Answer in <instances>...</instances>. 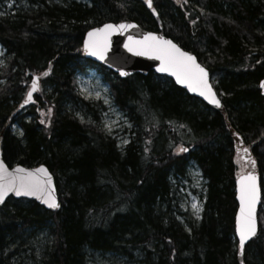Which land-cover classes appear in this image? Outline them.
I'll use <instances>...</instances> for the list:
<instances>
[{
  "label": "trees",
  "instance_id": "obj_1",
  "mask_svg": "<svg viewBox=\"0 0 264 264\" xmlns=\"http://www.w3.org/2000/svg\"><path fill=\"white\" fill-rule=\"evenodd\" d=\"M86 1L0 0L14 4L0 16L2 159L9 168L47 167L59 196L52 210L12 198L0 208V264H89L95 254L118 264H239L240 142L251 146L262 192L243 262L264 264V0ZM124 21L194 54L222 109L167 77L120 79L85 58L91 29ZM86 66L104 75L129 120L123 147L100 126L102 104L78 92ZM192 163L205 181L203 209L199 221L181 222L173 181Z\"/></svg>",
  "mask_w": 264,
  "mask_h": 264
},
{
  "label": "snow or ice",
  "instance_id": "obj_2",
  "mask_svg": "<svg viewBox=\"0 0 264 264\" xmlns=\"http://www.w3.org/2000/svg\"><path fill=\"white\" fill-rule=\"evenodd\" d=\"M150 3V0H147ZM119 28L131 27V25L121 24ZM114 26L105 24L103 28L94 29L88 33L89 39L85 41V49L93 56L100 59L104 58L107 49L108 36ZM131 44H126L130 52L136 55H152L161 61L158 68L160 72H170L177 79V82L186 84L190 91H199L201 96L210 102L220 106V101L215 98L211 87L208 84L207 73L195 63V58L186 52L181 51L172 41L163 40L149 33L143 40L133 41L130 36ZM46 74V73H45ZM124 74L123 72L121 73ZM38 87L37 80L33 78L32 91ZM264 88V82H261ZM32 91L28 92L31 99ZM43 123V121H41ZM184 150V149H182ZM247 152V149H244ZM42 174V175H41ZM47 177V178H45ZM239 200L240 211L236 217V231L239 235V245L243 252L245 241L256 232V221L254 218L255 205L257 200L256 178L249 173L239 181ZM9 192L15 195L35 196L43 199V202L50 208H58L55 198L52 196L51 177L43 167L35 170H28L17 167L9 172L3 162H0V203ZM197 206L193 204V208Z\"/></svg>",
  "mask_w": 264,
  "mask_h": 264
},
{
  "label": "water",
  "instance_id": "obj_3",
  "mask_svg": "<svg viewBox=\"0 0 264 264\" xmlns=\"http://www.w3.org/2000/svg\"><path fill=\"white\" fill-rule=\"evenodd\" d=\"M146 5L148 8H151V1H150V3L147 2ZM106 24L113 25L114 29L111 31V34L108 36L107 49L104 53L103 59H100L97 56L91 55L89 53V51H87L85 49V41L89 39V37H88L89 32L93 31L94 29L103 28L105 24L91 29L85 37V40L83 43V51L85 53V57L89 61L111 71L113 74H115L120 79H125V78L133 76L135 74L147 76L150 72H153V73L160 75V76H163V77H167V78L171 79L177 86L184 89L188 95L201 100L203 103H205L209 106H212V107L217 108V109H221L222 103H221V100L218 97L216 91L214 90V88L212 86L209 71L199 63L198 59L196 58V56L194 54L183 50L174 41H172L171 39H169L167 37H164V36L158 35L157 33H152V32H149V31L142 29L138 24H136L134 22L125 21V22H120V23H106ZM121 24L131 25V27L119 28L118 26ZM149 33L153 34L154 36H156L158 38H162L163 40L172 41V43H174L181 51L186 52L195 58V63L199 64L200 67H202L205 70V72L207 73L208 84L211 87L212 92L215 95V98L220 101L219 107L216 104L210 102L208 99H205L204 96H201L199 91H190L186 84L177 82L176 77L174 75H172L170 72L158 71V68H160V66H161V61L156 59L154 56H152V55H136L134 52H130L128 50V48L125 47L126 44H131V41H129L130 36L133 38V41H140V40H143L144 37L147 36ZM122 72L124 73L123 75L121 74ZM35 79L37 81L39 80L38 77H36ZM262 82H264V80ZM259 88H260L262 96L264 97V88L261 87V83L259 84ZM28 100L31 101V99H29V98H28ZM240 145H242L241 142H240ZM245 153H246V159L244 161L248 164L249 171L247 173H245L244 175H241L235 183V199H236V202L238 204V209H237V213L235 216V235H236V239L238 241V245H239V235L236 231V217L240 211V200H239L240 192H239L238 181L242 177L247 176L249 173L254 175L256 178L257 200H256L255 212H254V218L256 221V232L253 236H251L248 240L245 241L243 252H241L240 245H239V253H238L239 264H244V262H243L244 250H245L247 244L255 237V235L258 232L257 214H258V210L260 208L261 200H262L260 180H259V176H258L257 171H256L255 162L250 157L249 149H247V152H245ZM242 157H243V159L245 158L244 155ZM0 162L4 163V161L2 159L1 148H0ZM4 165L8 169L9 172H12L17 167L25 168L28 170H35V169H39L41 167L46 169L48 176L51 177V189H52L51 194L55 198L56 203L59 204V196H58V192H57V188H56V184H55V179L47 167L42 165V166H39L37 168H26V167H22V166H15V167L9 168L5 163H4ZM45 178H47V177H45ZM11 198L15 199V200L23 199V200L36 202L37 204L44 207L46 210L56 209V208L48 207V205L43 202V199H38L35 196H27V195H23V194L20 196H17V195H15L14 192L7 193V195L4 197V201L2 203H0V207H2L7 202V200L11 199Z\"/></svg>",
  "mask_w": 264,
  "mask_h": 264
},
{
  "label": "rangeland",
  "instance_id": "obj_4",
  "mask_svg": "<svg viewBox=\"0 0 264 264\" xmlns=\"http://www.w3.org/2000/svg\"><path fill=\"white\" fill-rule=\"evenodd\" d=\"M76 1L87 3L86 0ZM6 5L5 9L0 7V16L11 11L14 7L13 3ZM4 57L5 51L0 46V67L4 65ZM75 77L80 96L93 103H100L104 107L105 110L99 113L101 128L117 141L119 147H123V142L126 143L127 139H129L131 125L127 116L114 105L109 85L104 80V75L97 68L86 66L84 71H78ZM82 112L76 111V116L84 120L85 117ZM13 130L20 134L17 126H14ZM236 151L239 158L238 162L242 165L240 173H245L247 172V167L241 160L242 155L245 157L244 160L246 159L244 148L240 146ZM173 184L177 188L178 219L183 222L185 215H189L199 221L203 209V196L205 194V181L199 168L193 163L190 164L187 176L180 179L179 182L173 181ZM193 204L197 207L193 208ZM45 237V234H41L38 236V240L41 242L45 241ZM115 258L109 255L101 256L95 254L90 256L89 264H118Z\"/></svg>",
  "mask_w": 264,
  "mask_h": 264
},
{
  "label": "bare ground",
  "instance_id": "obj_5",
  "mask_svg": "<svg viewBox=\"0 0 264 264\" xmlns=\"http://www.w3.org/2000/svg\"><path fill=\"white\" fill-rule=\"evenodd\" d=\"M209 106V105H208ZM210 107H212V106H210ZM214 108V107H213ZM217 109V108H216ZM222 109V108H221ZM217 110H220V109H217ZM235 237H236V235H235Z\"/></svg>",
  "mask_w": 264,
  "mask_h": 264
}]
</instances>
